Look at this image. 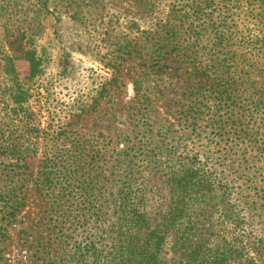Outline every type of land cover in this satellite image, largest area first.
I'll return each mask as SVG.
<instances>
[{
  "label": "trees",
  "instance_id": "1",
  "mask_svg": "<svg viewBox=\"0 0 264 264\" xmlns=\"http://www.w3.org/2000/svg\"><path fill=\"white\" fill-rule=\"evenodd\" d=\"M13 1L0 0V13H6ZM48 1L31 0V9L45 8ZM126 3L128 30L136 29L138 35L126 44L118 41L110 59L118 62L112 67L124 60L121 52L138 60L140 71L130 76L131 129L106 176L100 177L101 166L93 163V174L86 178L97 184L103 177L111 185L105 244L88 240L76 245L68 255L69 264H264V222L255 226L257 210L244 192L247 180L236 174L243 172L250 179L244 168L253 163L264 177V0H170L164 17L155 19L153 28L142 30L137 22H152L147 19L156 8L155 0ZM0 54V68L8 81L0 86L1 244L23 205L11 186L12 173L35 151L31 143L27 150L12 142L7 132L10 123L5 121L16 120L13 126L27 130L34 128L35 113L11 58L2 48ZM24 57L26 80H30L40 71L39 58L33 50L24 52ZM167 71L187 79L188 85L181 89L187 103L180 117L190 123V131L200 125L207 131L199 144L200 154H183L169 145L165 140L169 126L151 117L149 93L154 94L156 79ZM85 105L71 106L69 121L57 124L52 139L60 135L66 140L76 133L70 126L85 112ZM76 140L70 139L72 148L60 149L55 142L56 148L44 150L58 153L43 154L44 184L33 181L35 191L52 197L49 215L54 214L58 230L70 222L73 212L63 201L75 202L77 190L81 194L86 189L85 180L80 187L73 186L84 169L77 162L84 148ZM190 140L194 145L200 136ZM221 147L232 157L231 165L219 152ZM215 161L216 166H226L217 170ZM61 243L53 247L59 249ZM102 248L105 254L100 255Z\"/></svg>",
  "mask_w": 264,
  "mask_h": 264
},
{
  "label": "rangeland",
  "instance_id": "2",
  "mask_svg": "<svg viewBox=\"0 0 264 264\" xmlns=\"http://www.w3.org/2000/svg\"><path fill=\"white\" fill-rule=\"evenodd\" d=\"M155 2L152 17L147 19L152 22L147 25L137 22L139 30L149 26L153 28L155 19L164 17L170 0ZM13 3L6 13H0V45L11 58L19 81L29 92L28 105L35 113V119L31 123L34 128L28 127L27 130L13 126L16 120H6L5 123H10L7 132L12 142L21 143L20 149L30 150L33 146L35 151L24 157L25 165L12 173L11 186L15 187L17 198L23 205L8 226L5 241L0 244V264H69L68 255L76 245L88 240L105 244L103 235L110 223L111 185L103 177L123 136L131 129L130 116H127L132 97L130 76L140 71L138 60L132 55L121 52L124 60L116 67L112 66L118 62H113L110 57L118 41L126 44L138 32L136 29L128 30L126 0H49L47 7L40 10L31 9V0H15ZM31 50L39 58L40 71L33 79L26 80L28 63L24 52ZM7 82L0 68V86ZM156 82L154 94L149 93L153 101L150 114L169 126L165 140L183 154H200L199 144L205 140L207 131L203 125L194 132L190 131V123L180 117L185 112L183 104L187 103L181 91L185 84L188 85L187 79L167 71ZM76 104H86L85 112L80 113L74 125L70 126L76 133L66 140L60 135L52 139L55 134L51 131L56 130L57 124L69 121L68 116L73 114L71 106ZM198 135L200 140L192 145L190 137L195 140ZM70 139H77L75 142L84 148V156L77 159L84 168L80 170L83 174H79V182L73 186L80 187V181L85 180L86 189L81 194L77 190L75 202L63 201L71 205L73 212L70 222L61 224L62 228L58 230L53 221L54 214L49 215L48 204L52 197L45 191H35L33 184L36 180L41 182L44 150L56 148L55 142L60 143V149L72 148ZM52 152L46 154L51 155ZM219 152L223 158H228L224 160L231 165L232 157L225 154L224 148L221 147ZM93 163L101 166L100 177L103 176L97 184L86 179L93 174ZM257 165L250 163L248 168H244L250 179L244 177L243 172L236 171L241 180H247L244 192L250 195V201L254 202L257 210L255 222L259 223L255 226L264 222V177L258 173ZM225 166H216L215 161L217 170ZM231 167L236 168L234 165ZM231 186L235 190L236 182ZM82 198L84 204L79 203ZM62 241L59 249L53 247ZM103 254L105 248L100 255ZM166 256L168 259V254ZM91 259L89 257L88 260Z\"/></svg>",
  "mask_w": 264,
  "mask_h": 264
}]
</instances>
